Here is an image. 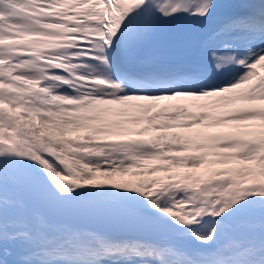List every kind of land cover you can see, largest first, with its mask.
<instances>
[{
	"label": "snow or ice",
	"instance_id": "obj_1",
	"mask_svg": "<svg viewBox=\"0 0 264 264\" xmlns=\"http://www.w3.org/2000/svg\"><path fill=\"white\" fill-rule=\"evenodd\" d=\"M258 66L264 0H0V264H264Z\"/></svg>",
	"mask_w": 264,
	"mask_h": 264
},
{
	"label": "rangeland",
	"instance_id": "obj_2",
	"mask_svg": "<svg viewBox=\"0 0 264 264\" xmlns=\"http://www.w3.org/2000/svg\"><path fill=\"white\" fill-rule=\"evenodd\" d=\"M262 68H264V67H262ZM247 103H248L247 101H240L236 105H234V107L239 106V105H243L244 106ZM144 167H147V165H145ZM141 171H142V169H140V168H134L129 173H116L114 175V179L136 182V181H140V180H145V179H150V178H156L158 176H162L163 175V173H161V172H156V173H151L150 175L148 173H145L142 176L140 175L141 178H138V179H137V177L136 178H130L129 177V176L135 177V175H132V173H139ZM225 243H228V241H225Z\"/></svg>",
	"mask_w": 264,
	"mask_h": 264
},
{
	"label": "bare ground",
	"instance_id": "obj_3",
	"mask_svg": "<svg viewBox=\"0 0 264 264\" xmlns=\"http://www.w3.org/2000/svg\"><path fill=\"white\" fill-rule=\"evenodd\" d=\"M260 68H261L262 70H264V68H262V67H259V66H258L257 70H258V69H260ZM258 74H259V73H258ZM182 119H183V117H182Z\"/></svg>",
	"mask_w": 264,
	"mask_h": 264
},
{
	"label": "trees",
	"instance_id": "obj_4",
	"mask_svg": "<svg viewBox=\"0 0 264 264\" xmlns=\"http://www.w3.org/2000/svg\"><path fill=\"white\" fill-rule=\"evenodd\" d=\"M137 176H140V175H137Z\"/></svg>",
	"mask_w": 264,
	"mask_h": 264
}]
</instances>
